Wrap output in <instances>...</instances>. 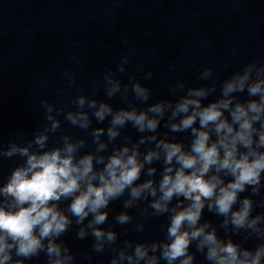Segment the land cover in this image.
<instances>
[{
    "label": "clouds",
    "instance_id": "clouds-1",
    "mask_svg": "<svg viewBox=\"0 0 264 264\" xmlns=\"http://www.w3.org/2000/svg\"><path fill=\"white\" fill-rule=\"evenodd\" d=\"M131 62L123 53L115 70L69 104L36 97L41 126L30 139L0 142V158L21 161L0 184V264H26L41 254L45 264H78L62 239L73 230L77 240L92 239L82 254L89 264L105 253L108 264H197V254L207 264H264V63L253 60L222 82L206 67L199 79L211 84L189 87L178 79L168 87L174 99L149 103L146 84L118 75ZM62 75L76 84L70 70ZM100 87L107 99L97 98ZM116 96L126 106L108 102ZM61 117L91 144L65 133ZM129 125L140 134L135 140L123 135ZM182 133L187 145L177 139ZM118 200L122 210L110 222ZM205 210L219 223L205 220ZM160 217L162 238H125Z\"/></svg>",
    "mask_w": 264,
    "mask_h": 264
}]
</instances>
